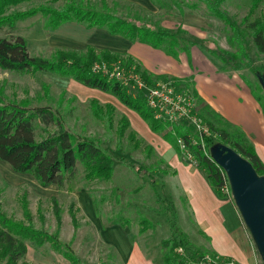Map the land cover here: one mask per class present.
<instances>
[{"label":"rangeland","instance_id":"374dc122","mask_svg":"<svg viewBox=\"0 0 264 264\" xmlns=\"http://www.w3.org/2000/svg\"><path fill=\"white\" fill-rule=\"evenodd\" d=\"M69 1L71 0H58L51 5L60 8ZM85 1L99 5V0ZM113 1L107 0L109 5ZM117 1L119 3L117 10L122 14L139 15L145 21L155 22L173 31L181 29L183 33L180 35L183 38L177 50L178 55L174 57L166 54L163 48H153L138 41L132 42L119 35H110L104 29H88L74 22L49 30L44 28V18L40 15L18 22L14 29L1 30L0 37L22 35L27 40L28 52L42 57H50L56 48L84 51L88 45L97 50L108 49L114 53L130 56L133 63L140 67V71L146 73L147 80L153 83L176 81L190 92L196 102L198 93L205 95L206 90L211 91L212 97H216L218 93L221 99L220 93L225 91L226 94L231 95L234 89L249 91L248 93L251 94L248 84L256 90H259L257 85L261 88L256 72L260 70L264 72V56L257 52L251 42L245 50L247 53H239L238 47L234 43H229V37L233 34L229 25L207 15L203 4L199 9L194 10L186 7L184 2L179 0H160V4L150 0ZM38 3L51 2L35 0L32 3L19 5L15 9L28 8ZM250 7L251 0H226L221 5L234 23L241 27L242 20L248 15L250 21L264 20V0L252 14H249ZM211 51H215L216 54ZM240 65L242 68L237 69L236 67ZM254 66H260L261 69H256ZM43 83L49 86V93L53 99L49 104L55 109L59 97L65 92L62 106L58 111L64 119L66 128L77 136H91L107 148L114 159L113 176L110 180L87 182L83 178V167L77 161L76 175L68 185L72 189H68L66 185L61 189L56 184L42 186L31 174L15 172L7 162L0 160V202L5 213L14 219H21L19 201L22 194H26L33 224L53 232L56 223L51 199L54 197L62 218L60 238L68 242L73 234L68 212L72 203L73 209H78L76 213L79 228L71 246L81 262L120 264L114 249L104 246L91 223H86L94 220L96 215L92 197L99 200L103 196L104 201L99 205L103 216L100 219L102 223L108 224L106 220L119 219L121 216L130 221L128 229L121 230L118 234L106 233L107 238L120 239L127 230H130L129 235L145 245L155 262L161 264L163 249L160 241L171 235L169 223L175 214L178 230L187 235L192 245L202 252L214 255L215 253L202 249V244L210 241L200 231L201 228L205 230L206 227L200 224L201 228L196 226L198 220H192V217H198L199 213L195 212L193 203L188 205L183 197L182 185L186 182L183 170L175 167L178 169L176 176H170L172 170L162 158L177 160L179 157L186 159L187 157L183 153H178V157L174 148L166 141L164 142L168 146L163 144L161 136L151 131L137 112L123 105L115 96L107 92L84 86L72 78L60 77L48 72L16 73L0 69V84H3L9 96L16 99L34 100V104L40 105L48 104L45 98L40 103L35 100L38 95L43 94L41 88ZM91 99H97L101 104L111 103L115 106L113 127L108 128L104 121L92 115L89 104ZM256 102L258 103L257 100ZM258 105L260 107L259 103ZM214 110L218 112L219 109L214 108ZM122 114L130 120V128L118 141L115 128L117 119ZM205 116L220 129L225 128L230 131L233 127H238L218 113L214 115L206 111ZM131 130L136 131L137 137L143 140L137 149H134L132 143L127 140V134ZM146 144L152 147L150 153L144 149ZM164 145L167 148H164ZM123 160L139 165L142 170L136 172ZM183 166L186 169L191 167L186 161ZM230 199L233 201L231 192ZM191 210L195 212L194 216ZM38 211L44 217L43 223L40 222ZM141 218L148 219L152 224V227L143 233L139 231ZM247 232L257 254V264H262L251 235L248 230ZM212 240L214 241L215 237ZM24 261L26 264H70L61 255L54 253L49 245L40 249L28 246ZM21 263L22 261H19L18 264Z\"/></svg>","mask_w":264,"mask_h":264},{"label":"trees","instance_id":"16d2710c","mask_svg":"<svg viewBox=\"0 0 264 264\" xmlns=\"http://www.w3.org/2000/svg\"><path fill=\"white\" fill-rule=\"evenodd\" d=\"M33 1L35 0H0V31L14 29L18 22L40 15L44 18V28L49 30L74 22L88 29H104L110 35H119L132 42L138 41L153 48H163L166 54L174 57L178 55L177 50L183 38L180 35L183 33L181 29L176 32L155 22L145 21L139 15L122 14L117 10L119 5L117 0H114L111 5L107 0H99V5L85 0H71L60 8L51 5L58 0H48L51 3H38L28 8L15 9L19 5ZM150 1L160 4V0ZM179 1L194 10L199 9L203 4L207 15L218 18L229 25L233 33L229 37V43H234L239 53H247L245 50L251 42L257 52L264 56V20L250 21L248 15L242 20L241 27L237 26L221 8L226 0ZM262 1L251 0L249 14H252ZM211 52L216 54L215 51ZM117 60H121L126 66H131L146 82L152 83L147 80L146 73L140 71V67L133 63L130 56L114 53L108 49L97 50L91 45H88L84 51L56 48L50 57H42L31 55L28 52L27 40L22 35L0 37V69L16 73L48 72L60 77L72 78L84 86L97 88L115 96L123 105L137 112L150 130L159 134L176 152L181 153L177 139H184L196 162V167L205 174L218 196L224 197L220 191L223 181L220 167L205 154L200 144L201 141L207 150L208 146L215 141L230 145L251 162L258 174L264 175V163L247 135L239 127H233L230 131L216 127L205 116L206 111L214 115L216 112L210 109L200 97L196 96V113L210 131L209 135L203 134L201 137L189 125L184 123L172 125L154 118L145 103L143 92L134 96L130 93L126 83L92 71L95 62L105 61L110 64ZM254 67L261 69L260 66ZM236 68H242V66ZM248 85L251 95L260 104L264 115V94L261 88L257 85L259 90H256L252 85ZM41 88L43 94L38 95L35 100L40 103L45 98L48 100L46 105L34 104V100L11 97L6 93L3 84H0V160L7 162L15 172L31 174L42 186L56 184L61 189L65 185L68 186L76 175L77 161L83 167L85 181L110 180L114 170L113 156L93 137L77 136L66 128L64 119L58 111L62 106L65 92H62L59 97L55 109L49 104L53 100L49 93V86L43 83ZM89 104L91 113L96 119L104 121L108 128L113 127L116 110L113 104H101L97 99H91ZM116 124L115 134L117 140L120 141L130 128V120L122 114ZM191 139H194L195 143ZM127 140L132 143L134 149L139 148L143 143L134 130L129 131ZM144 149L150 153L152 147L146 144ZM123 161L136 172L142 170V167L131 161ZM68 189L72 187L68 186ZM90 196L92 197L91 194ZM92 201L96 216L102 219L99 205L104 201V197L101 196L99 200L92 197ZM51 203L56 223V229L53 232L33 224L26 194H22L19 201L21 219L8 216L0 202V264H18L19 261H22L21 264H26L24 260L28 246L40 249L45 245H49L54 253L61 255L70 264H83L71 246L79 228L76 213L78 209H73L74 204L72 203L69 205L68 212L73 234L70 241L64 242L60 238L62 218L56 198L53 197ZM38 216L40 222L43 223L44 217L42 213L39 214V211ZM175 220L176 215L173 214L169 223L172 233L160 241L163 249L161 264H196L206 253L192 245L187 235L178 230ZM106 221L109 225L119 224L122 227L130 224V221L122 216L119 219ZM139 223L140 233L152 227L146 218H141ZM179 248L181 252L178 251Z\"/></svg>","mask_w":264,"mask_h":264},{"label":"crops","instance_id":"0c3cea01","mask_svg":"<svg viewBox=\"0 0 264 264\" xmlns=\"http://www.w3.org/2000/svg\"><path fill=\"white\" fill-rule=\"evenodd\" d=\"M248 92L236 91L235 89L231 95L226 94L225 91L219 92L222 95L219 99L218 93L216 97H212L211 91L206 90L205 95L197 91L200 99L208 107L212 110L214 108L219 109L216 113L241 128L264 163V115L256 100ZM164 141H162L163 144L170 145ZM165 145L163 147L167 148ZM176 154L179 157L178 152ZM162 158L172 170L170 176H176L177 168L183 170L184 181H186L182 185L183 197L188 205L193 203L194 210L199 213V216H194L193 213L195 212L191 210L194 216L192 220H198L196 226L204 225L206 227V231L201 227L202 230L200 229V231L210 239L209 243L204 242L202 244V249L233 259L239 264H257L256 251L234 202L228 197L218 196L205 174L190 160L181 157L177 160ZM185 161L191 165L188 169L183 166ZM89 222L95 232L98 233L102 244L114 249L120 264H158L147 251V247L129 235L130 230H127L120 239H109L105 235L106 233L118 234L121 230L128 229L127 226L104 224L96 215L94 220H89ZM213 237H215L214 241L212 240Z\"/></svg>","mask_w":264,"mask_h":264},{"label":"built area","instance_id":"2783aa9c","mask_svg":"<svg viewBox=\"0 0 264 264\" xmlns=\"http://www.w3.org/2000/svg\"><path fill=\"white\" fill-rule=\"evenodd\" d=\"M92 71L96 74H101L102 76L126 83L130 93L134 96L139 92H143L145 103L151 110L154 118L172 125L181 123L189 125L198 133L199 137L203 134H210L209 128L196 113L195 99L186 88L181 87L176 81L169 80L148 83L141 77L139 72L135 71L131 66H126L121 60L111 62L110 64L105 61L95 62L92 66ZM191 141L195 143L194 139H191ZM177 144L180 152L187 157V160H190L196 165L184 139L178 138ZM200 144L205 154L211 158L209 151L204 147L202 141ZM220 172L223 180L220 185V191L225 197L230 198L228 179L225 171L221 167ZM178 251L181 252V248ZM196 264L239 263L230 258L206 253Z\"/></svg>","mask_w":264,"mask_h":264},{"label":"water","instance_id":"95a60500","mask_svg":"<svg viewBox=\"0 0 264 264\" xmlns=\"http://www.w3.org/2000/svg\"><path fill=\"white\" fill-rule=\"evenodd\" d=\"M264 93V72H256ZM213 161L227 176L231 196L264 264V175L230 145L215 141L208 146Z\"/></svg>","mask_w":264,"mask_h":264}]
</instances>
